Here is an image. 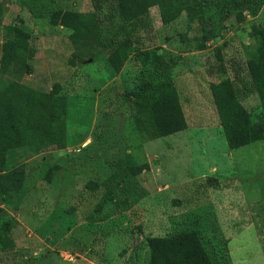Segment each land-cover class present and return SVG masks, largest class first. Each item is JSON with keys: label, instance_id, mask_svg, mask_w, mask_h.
I'll list each match as a JSON object with an SVG mask.
<instances>
[{"label": "rangeland", "instance_id": "rangeland-1", "mask_svg": "<svg viewBox=\"0 0 264 264\" xmlns=\"http://www.w3.org/2000/svg\"><path fill=\"white\" fill-rule=\"evenodd\" d=\"M0 3V46L7 26L28 33L31 72L18 82L57 86L65 100L64 147L21 128L26 144L5 152L3 172L24 179L0 192V216L11 217L0 264H146L147 236L193 229L213 264H264V141L228 148L209 89L226 79L247 111L264 104L246 68L264 0H189L168 23L156 5L122 21L114 0ZM53 10L78 12L86 36L73 44ZM145 78L172 89L185 129L154 139L136 129L127 95ZM10 79L0 74V87Z\"/></svg>", "mask_w": 264, "mask_h": 264}, {"label": "trees", "instance_id": "trees-1", "mask_svg": "<svg viewBox=\"0 0 264 264\" xmlns=\"http://www.w3.org/2000/svg\"><path fill=\"white\" fill-rule=\"evenodd\" d=\"M189 0H114V9L122 21L142 16L153 5L158 8L162 23L174 20L181 11L187 10ZM243 0H235V7ZM3 6L0 3V20ZM239 20L241 12H236ZM92 18V17H91ZM52 24L70 28V40L73 44L83 39L88 26L81 15L75 11L53 10L50 16ZM258 39L251 56L246 61L247 73L253 82L264 89V29L252 26ZM0 46V74H8L11 79L0 87V192H17L22 186L24 174L19 170L3 172L4 157L7 149L23 146L25 138L20 129L32 133L40 145L62 148L65 145L64 123L58 117V111L64 110V96L57 86L49 91H40L19 81L22 75L31 72L27 63L28 33L16 26H7ZM165 60L156 58L152 66L153 73L161 72ZM210 94L218 117L221 131L230 149L252 141H264V104L247 111L238 102L231 82L224 79L209 84ZM130 111L136 129L147 139H154L181 131L186 128L182 109L172 89H163L151 78L140 80L131 90ZM138 166L136 171L139 172ZM11 217L0 216V228H8ZM148 249L146 264H213L196 230L179 231L167 236H147Z\"/></svg>", "mask_w": 264, "mask_h": 264}, {"label": "crops", "instance_id": "crops-1", "mask_svg": "<svg viewBox=\"0 0 264 264\" xmlns=\"http://www.w3.org/2000/svg\"><path fill=\"white\" fill-rule=\"evenodd\" d=\"M175 133V132H174Z\"/></svg>", "mask_w": 264, "mask_h": 264}]
</instances>
